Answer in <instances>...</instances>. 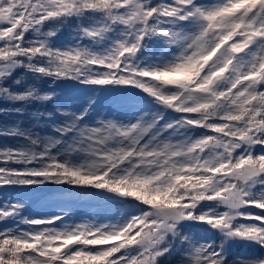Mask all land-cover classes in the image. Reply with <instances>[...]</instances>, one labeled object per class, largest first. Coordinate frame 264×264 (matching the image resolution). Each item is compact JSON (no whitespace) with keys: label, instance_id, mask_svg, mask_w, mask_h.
<instances>
[{"label":"snow or ice","instance_id":"snow-or-ice-1","mask_svg":"<svg viewBox=\"0 0 264 264\" xmlns=\"http://www.w3.org/2000/svg\"><path fill=\"white\" fill-rule=\"evenodd\" d=\"M0 117V264H264V0H0Z\"/></svg>","mask_w":264,"mask_h":264},{"label":"trees","instance_id":"trees-1","mask_svg":"<svg viewBox=\"0 0 264 264\" xmlns=\"http://www.w3.org/2000/svg\"><path fill=\"white\" fill-rule=\"evenodd\" d=\"M72 32L71 28H65L63 29L60 34H59V38L56 41L57 44H61L64 43L65 41H67L70 37V34ZM18 77H23L24 73L23 71H19L17 73ZM40 87L45 90L48 91L49 89V82L48 81H42L40 82ZM55 91L58 94L59 100H58V104H65V103H70L73 106H80L78 105V101L76 100L77 97H79V94H83L81 97L85 98L84 95L86 94V90H84L83 88H80L78 86H75L74 82H60L58 85L55 86ZM95 97H97L98 95L101 94H97L94 93ZM86 96V95H85ZM104 99V95H101V99ZM101 106V104L98 102V107ZM35 107H40L39 105L35 106ZM48 108V110H52V107H56V105L53 104H48L46 106ZM34 110V109H33ZM9 118H5V117H0V123H4V122H8ZM0 142H3L2 138H0ZM5 193L2 189H0V196H3ZM13 194L11 192L7 193V195ZM20 194H23L26 196V200L29 203L30 207L28 209V211L25 213V215H38V214H42L43 210H44V205H48V202H45L43 200H36V197L29 194V193H24V192H16L15 195L18 196ZM88 200H95L97 201L98 205L95 208H88L85 205V202ZM72 201H76L79 202L83 205V207H85L87 210L91 209V211L93 213H96L99 209L98 207H102V211L106 212V214L110 213L109 215H104L102 214V219L106 218V217H111L113 219L118 218L121 214H126L128 209L123 207V206H119V205H112L109 204L103 200L97 199V198H92V197H81L79 199H75ZM69 201V202H72ZM50 208L48 209V213L52 210V204L49 203ZM98 209V210H97ZM111 213H113L111 215ZM95 215H93L92 217H94ZM79 221V220H77ZM12 226V225H9ZM0 227H3V225H0ZM192 231L199 237L201 235H204V233H202L200 230L194 229L192 228ZM259 249L258 248H253L250 247L248 245L242 244V243H237L234 244L232 247V252L234 255L236 256H253L259 253Z\"/></svg>","mask_w":264,"mask_h":264},{"label":"rangeland","instance_id":"rangeland-1","mask_svg":"<svg viewBox=\"0 0 264 264\" xmlns=\"http://www.w3.org/2000/svg\"><path fill=\"white\" fill-rule=\"evenodd\" d=\"M83 94H79V97L76 98V100L78 101V105H81V104H84L86 102V100L91 96L93 98H95V94L94 93H91V92H88L86 91V96L84 95L85 98L81 97ZM101 99V95L99 97V100L98 102L101 104V106L98 107V111L100 112H107V111H110L113 107V101H111L112 97L111 96H108V95H105V99ZM54 109V107H52V110ZM10 195H13V194H10ZM15 195V194H14ZM20 197H25V195L23 194H20L18 195ZM36 200H40L38 198H36ZM85 205L88 207V208H95L98 203L97 201L95 200H88L85 202ZM44 210L42 212V214H47L48 212V209L50 208V205L48 203V205H44ZM68 210L72 213V216L75 220H80V218L82 217H88V218H91L93 215H95L94 217H99L101 218L102 217V214L106 215V212H103L102 211V207H98V211L96 213H93L91 211V209H86L85 207H83V205L79 202H76V201H72V202H68ZM53 208V205L52 207Z\"/></svg>","mask_w":264,"mask_h":264},{"label":"water","instance_id":"water-1","mask_svg":"<svg viewBox=\"0 0 264 264\" xmlns=\"http://www.w3.org/2000/svg\"><path fill=\"white\" fill-rule=\"evenodd\" d=\"M195 227V226H194Z\"/></svg>","mask_w":264,"mask_h":264}]
</instances>
